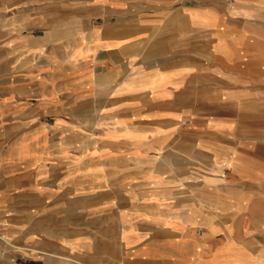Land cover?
<instances>
[{
	"label": "crops",
	"instance_id": "0c3cea01",
	"mask_svg": "<svg viewBox=\"0 0 264 264\" xmlns=\"http://www.w3.org/2000/svg\"><path fill=\"white\" fill-rule=\"evenodd\" d=\"M190 1L196 0H0V142L17 141L8 151H0V216L6 211L2 205L10 208L15 194L23 188L25 204L42 206L27 209L32 221L47 216L57 222L78 216L80 221H71L62 230L39 237L27 232L23 243L31 247V262L66 264L69 257L76 264H93L98 258L100 264H257L242 253L253 251L258 240L254 238L250 245L243 246V228L228 230V222L240 220L237 206L245 205L241 197L244 186H227L224 170L228 166H218L219 160L217 164L213 161L204 165L205 171L189 175L175 158L184 150L180 141L186 140L179 132L180 120L191 123L198 107L226 108L222 96L219 100L210 97L211 92H225L224 83L216 87L215 80L211 81L210 73L219 77V70L211 69L213 60H232L233 56L255 67L259 52L242 49L255 45L252 36L239 38L230 47L217 45L220 52L214 56L193 51L195 43L189 36H178L177 40L176 30L187 26L186 18L192 23L189 26L201 29L216 24L229 28L233 23L224 19L227 1L206 0V4L195 6ZM229 1L240 11L238 27L256 23L257 20L241 19L246 12L238 5L244 0ZM177 2L181 6L175 8ZM129 5L148 13L144 24L125 19L114 26L110 19L105 26L93 30L83 29L80 24L82 12L95 18L97 13L122 12ZM56 10L63 14L59 17L63 21L48 24L50 14ZM215 13L221 21L211 20ZM155 29L160 30L157 33ZM98 73H104L112 84L117 75L122 81L117 88L113 85L114 93L104 103V129L108 131L104 140L97 136L98 128L85 129V121L74 112L81 110L80 102L87 94L95 92ZM201 73H207V79L198 90L207 91L209 96L194 105L193 99H188L193 96L192 78ZM87 76L90 86L83 89L81 83ZM255 84L257 87L251 84L244 90L248 93L245 99H255L260 104L234 105L235 110H264V93H259L257 74ZM53 103L58 104L54 126L61 127L65 136L59 147L46 149L38 147V141L46 138L47 130L35 126L41 124L44 112ZM91 109L89 114L83 112L93 118L89 123L101 125L102 113L95 106ZM216 116L197 117L204 123ZM228 118L218 116L222 123L211 128L224 132L226 122L231 123ZM76 130L78 135L67 139ZM238 133L249 134L250 129H238ZM71 138L78 140L68 143ZM109 142L120 143L121 153L107 149ZM194 146L193 143V149ZM210 151L207 147L203 153L209 158ZM217 157L220 159V155ZM105 158L120 159L121 171H117L121 172V180H99L100 173L113 169L110 164L103 165ZM233 168L232 173L241 171L242 164L234 163ZM14 173L24 176L25 185L24 180L12 177ZM237 177L243 178L240 173ZM251 203L257 204L255 199ZM115 213L123 219L138 220L137 232L120 229L114 238L90 225L97 220L108 221ZM194 226L200 229L193 230L197 229ZM114 245L118 252L110 254Z\"/></svg>",
	"mask_w": 264,
	"mask_h": 264
},
{
	"label": "rangeland",
	"instance_id": "374dc122",
	"mask_svg": "<svg viewBox=\"0 0 264 264\" xmlns=\"http://www.w3.org/2000/svg\"><path fill=\"white\" fill-rule=\"evenodd\" d=\"M50 1L69 2L74 0ZM196 1H190V5L195 6L197 4L203 5L207 3L206 0ZM225 1H227L226 10L228 12L225 13L224 19L233 22H230L231 25L229 28H219L216 24V26L213 28L201 29L194 26H189L192 23L189 19L186 18L185 20L187 21V26L178 27L176 30L177 40L178 36L179 38L189 36L188 39L195 43L192 46L193 51L199 53L204 52L210 56L211 54L212 56H214L215 52H220L217 49V45L219 47L220 44H225L226 47H230L235 42H239V38H247L249 36H252L253 39H255V45H252L251 48H249V45H245L242 46V49L246 52H248L249 50L252 52H259L258 65L254 67V65L249 64L248 61L243 63L240 60H236L233 56H230L232 60H213V63L210 64L211 69L216 67V69L219 70V77L217 79V75L214 76L212 73H210L211 81L215 80L216 87L219 84L222 85L224 83L225 92H223L222 94L218 91H215L213 93L211 92L210 97H212L211 100H217V98L219 100V98H221L222 96L223 100L226 99V108L225 110H222V108L220 110H208L206 108L203 109L201 107H198L194 109V115H192L193 121L191 123H184V120H180L181 123L178 124L179 132L182 131L183 133L181 136L183 138H186V140L182 139L180 141V145L184 149L182 152L190 153V156H187L186 154L181 152L179 153V155H176L177 157L175 159L177 165L182 170L185 169L189 173V175L190 172L198 173V171L203 169L204 165H211V162L213 161L215 164H217V160H219L218 166H220L221 164L228 166L229 169L226 168L224 170L225 183L227 184V186H230V188H232L233 186L238 187V184L242 185V187L244 186L242 190L243 194L241 195V197L245 198V205L241 207L240 205L237 206L241 210V214L239 215L240 220L228 222V230H237L239 228H243V236L241 237V243L243 244V246L250 245V241L256 238L258 240V245L253 247V251L249 252L250 254L242 253V255L251 257V259L256 260L257 264H264V155H262V152H264V110H260V108L254 110L245 108L235 110L234 108V105H242L245 103H247V105H251L252 107H257L260 104V101H257L255 99L250 101L245 99V97L248 96V93H244V90L249 89L251 84L256 86V74L258 77L259 93H264V0H249L250 2L244 0L245 3L242 4L243 6L241 4V7L238 5L241 11L246 12V17L242 16L241 19L257 20L256 23L252 24V26L244 23L241 24V27H238V21L240 20V18L237 14H239L240 12L239 9L233 8L234 6L232 3H230V1ZM240 3H242V1ZM176 5L177 7L175 8H178L181 6V3L177 2ZM52 6H54L52 8H57L56 5ZM214 6L215 8L218 7V5L216 4ZM245 8L247 9V11L245 10ZM138 9V6L129 5L122 12H117L114 14L97 13L95 18L88 17L91 15V13L82 12L80 14L79 20L81 21L80 24L82 25L83 29L92 30L100 27L101 25L105 26L106 24H108L105 22L110 19L114 26H117V24H120V22L125 19H131L134 21V23L144 24L146 22L148 13L139 12ZM232 9L233 12L231 11ZM253 15L256 17H253ZM59 17H63V14H59L57 10L53 11V13H51L49 16L48 24L52 25L54 24V22L56 23L59 20L63 21V19ZM181 20L182 19H179V21ZM211 20L221 21V18H217V15L215 13L214 18H212ZM178 26L180 25L178 24ZM159 30L160 29H155L157 33ZM226 39L232 40V42H226ZM207 40L208 42L204 43ZM197 42H202V44H196ZM230 52H234V47L230 48ZM201 74L202 75H196L192 78L193 96L188 97V99L192 98L194 105H200L201 102L199 101L201 100V98L205 99L209 96V93L207 91L198 90L199 88L201 89L204 86L203 80L207 79V73ZM86 79H88V81ZM113 79L114 82L112 84V82H107L104 73H98L93 85L95 92L90 93L89 96L87 94V97L81 100V110H74V112H77V114L79 115L78 118H80L83 122L85 121L84 128H98L100 132L99 134H97V136L103 140L107 138L108 135V131L104 129L106 127V125H104L106 122L105 112L107 111L106 104L104 103L107 97L113 95V85H116L115 88H117L122 83V81L120 80L121 78H119L118 75ZM251 80H254V83H251ZM89 86L90 80L87 76L82 80L81 87L83 89H86L89 88ZM98 90L99 92H97ZM230 102L233 103L230 104ZM206 103L207 102H203V105H205ZM209 104L213 105V103L211 102ZM52 105V108H48L49 110L46 109V111L44 112V116L39 122L41 124L35 126H43V128L47 130L46 138L40 139L38 141V147L44 146L46 149L48 148V146L53 147V145L54 148H56L55 145H58L59 147V145L63 141L61 139H63V137L65 136V131L61 130V127L57 125H55L56 127L54 126L57 116L55 111L57 110L56 107L58 106V104L53 103ZM94 106L98 109V111H100V113H102L101 117L99 118L101 125L96 124L95 126V124L89 123L93 118L84 114H89V112L92 111L91 107ZM252 111L254 112V114H252ZM207 114H210L211 116L215 114L217 116L208 119V121H204V123L198 122L197 116H205ZM223 114L229 117L228 119H231V123L229 122V125L226 122V130L224 132H217L213 128H211V126H213L214 124H221L222 122L217 118L218 116H221ZM235 120H237L239 124L234 125L236 123ZM76 127L80 128L79 126ZM228 128L233 129L228 130ZM238 129H250V133H247L245 135L239 134ZM77 130L76 132L71 131L70 133H72V135L66 136L67 139L72 136L74 137L75 135L73 134L78 135ZM49 137L50 140L48 139ZM77 140L78 138H71L68 143H74ZM110 141L113 140L110 138ZM15 142H11L8 140L0 142V151H2V153L8 151L12 144ZM193 143L195 144L194 149L192 147ZM67 145L69 146V144ZM207 147H210L211 150L209 158L203 153L205 152V148ZM121 148L122 145L118 142H109V144L107 145V149H112L114 150L113 152L121 153ZM217 155H220V159L217 157ZM105 159L107 161H105L103 165L110 164L109 167L113 169L110 170L109 168L107 174L100 173L101 175L99 176V180H106L107 178L109 180H121L120 159ZM235 160L238 161L235 162ZM224 161L227 162L225 163ZM234 163L242 164L241 171H238L236 173L231 172V170L234 169ZM210 168L212 169V167ZM203 170L205 171L206 168H204ZM257 170L260 173H258ZM239 173L240 176L243 177L242 179L237 177ZM20 175L21 173H14L12 177L16 178V180H24V176ZM25 183L26 180L23 181L24 185ZM26 199V192L22 188L15 194V199L10 208H5V205H2L1 209L4 208L3 210L6 211H3L5 213V215L3 214V217L0 216V264H36L29 260V253L31 251H29L28 249L31 247H28L27 245H25V243H23L24 237L27 232L29 234H35L34 236L39 237V235L45 233L47 234L49 231L52 232L56 231L57 229L62 230L64 226L67 223H71V221H78V223H80L78 216H71L70 221L68 219H65L63 221L57 222V220L55 221L48 216L36 221H32L30 216L26 214L27 209L30 210L32 207L39 209L42 206L41 204H35L33 206L27 203L25 204ZM235 199L236 198H234L233 200ZM253 199H255L257 204L251 203ZM204 207L207 210H211L209 206ZM10 211H13L14 215L11 214ZM111 218L112 219H109L108 221H93L92 224L90 223V225L95 229L97 228L98 230L113 235L114 238L119 234L120 229H126L127 231H132L135 233L138 230V220L123 219L117 213L112 215ZM234 222L236 223L235 226H233ZM193 223L197 224L198 222ZM194 228L197 229L193 230L200 229L199 226H194ZM227 233L229 234V232ZM15 235H17L18 237H15ZM226 239L235 241V238L233 237H226ZM226 239L224 238L225 241ZM250 248L252 249L251 246ZM241 249L246 250L248 249V247H241ZM116 252H118V250L116 248V245H114V247L110 249V254H116ZM78 261L85 263V260ZM66 262V264H76L73 262V259L69 257H67ZM99 262L100 260L98 258L97 261L93 264H100ZM126 263L132 264L131 261H126Z\"/></svg>",
	"mask_w": 264,
	"mask_h": 264
}]
</instances>
